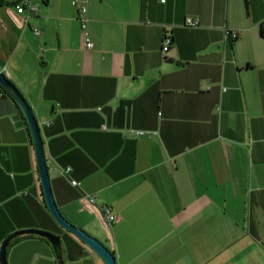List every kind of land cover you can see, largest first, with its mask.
Returning <instances> with one entry per match:
<instances>
[{
	"label": "crops",
	"instance_id": "0c3cea01",
	"mask_svg": "<svg viewBox=\"0 0 264 264\" xmlns=\"http://www.w3.org/2000/svg\"><path fill=\"white\" fill-rule=\"evenodd\" d=\"M78 1L91 50L74 0H33L29 17L0 2V71L40 122L61 214L117 264H264V0ZM18 112L0 97V244L38 228L60 235L63 264H104L49 212ZM20 237L9 264H56Z\"/></svg>",
	"mask_w": 264,
	"mask_h": 264
},
{
	"label": "water",
	"instance_id": "95a60500",
	"mask_svg": "<svg viewBox=\"0 0 264 264\" xmlns=\"http://www.w3.org/2000/svg\"><path fill=\"white\" fill-rule=\"evenodd\" d=\"M0 88L6 91L7 94L11 96L18 105L19 112L13 116V120L16 121L15 125L20 126L24 119L30 131L31 141L34 145V153L38 164L37 168L40 178L39 182L42 188L43 198L49 209V212L53 215V218L61 224L62 227L76 235L79 239H81L82 243H84L90 250L95 252L96 256H98L104 262V264H117L115 258L116 255L111 250H109L107 246H105L91 234L69 222L59 211L60 209L53 198L54 195L50 184L51 179L48 172L49 166L44 154L45 149L39 125L40 122L35 115L33 107L23 95L24 93L21 91V89L16 84H14L10 78H7L1 71ZM21 235H38L49 238V240L52 241V248L54 251L56 264H63V252L60 242L57 241V235L52 234V232L49 231L39 230L38 228H30L25 230L20 229L4 237L0 244V264H9L7 259L8 248L12 241Z\"/></svg>",
	"mask_w": 264,
	"mask_h": 264
},
{
	"label": "built area",
	"instance_id": "2783aa9c",
	"mask_svg": "<svg viewBox=\"0 0 264 264\" xmlns=\"http://www.w3.org/2000/svg\"><path fill=\"white\" fill-rule=\"evenodd\" d=\"M162 2L164 0H161ZM74 2L76 4H78L79 6V9H78V20L80 21V26L81 28L83 29V32H84V45L86 48H88V50H91L94 48V42L90 39V32L88 30V27H87V24H88V16H87V6L85 4H81L79 3L78 0H74ZM23 3L25 5V9H26V12H27V17H29L30 15L32 16L33 14L36 13V10L38 8V4L33 2V0H23ZM185 24L186 25H189V27H196L199 25V20L196 19V18H190V17H186L185 18ZM33 32L35 34H39L40 33V30L38 28H33ZM228 35L232 38V39H236L238 37V34L234 33V31H228ZM173 41V38L171 35H168V34H165L164 38H163V41H162V45H161V51H162V56H166V54L169 52L170 48H171V43ZM2 73L5 74V76L7 78H10L9 77V74L8 72L3 69L1 70ZM4 92L0 89V97L1 96H4L3 94ZM104 127V126H102ZM132 133L134 135H148V136H151V132L149 131H142V130H132ZM70 171L69 167H66L64 169V172L68 173ZM71 184L73 185H76L77 184V181L76 180H73L71 182ZM88 200L90 202H94L95 198L93 196H88L87 197ZM103 215L105 217V220L108 224H110V226H112L113 223L116 222L117 220V216L115 214L112 213L111 211V208L109 206H103Z\"/></svg>",
	"mask_w": 264,
	"mask_h": 264
},
{
	"label": "trees",
	"instance_id": "16d2710c",
	"mask_svg": "<svg viewBox=\"0 0 264 264\" xmlns=\"http://www.w3.org/2000/svg\"><path fill=\"white\" fill-rule=\"evenodd\" d=\"M3 1L4 0H0V2H3ZM259 32H260V35L264 38V23L263 22L259 26ZM237 39H239V36L236 39H232V41H236ZM1 90L4 92L3 93L4 95H7L9 98H11L14 101V99L11 96H9L6 91H4L3 89H1ZM14 104L18 107V105H17V103L15 101H14ZM31 236H35L38 239L44 240V241H46L47 243H49L52 246V241L49 240V238L38 236V235H31ZM19 238H21V237L19 236L18 238H15L12 242L17 241ZM57 241L60 242V237L59 236H57Z\"/></svg>",
	"mask_w": 264,
	"mask_h": 264
},
{
	"label": "rangeland",
	"instance_id": "374dc122",
	"mask_svg": "<svg viewBox=\"0 0 264 264\" xmlns=\"http://www.w3.org/2000/svg\"><path fill=\"white\" fill-rule=\"evenodd\" d=\"M60 236V235H59Z\"/></svg>",
	"mask_w": 264,
	"mask_h": 264
}]
</instances>
